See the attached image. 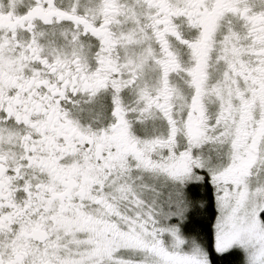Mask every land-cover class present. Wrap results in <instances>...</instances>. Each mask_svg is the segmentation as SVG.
Masks as SVG:
<instances>
[{
  "label": "snow or ice",
  "instance_id": "1",
  "mask_svg": "<svg viewBox=\"0 0 264 264\" xmlns=\"http://www.w3.org/2000/svg\"><path fill=\"white\" fill-rule=\"evenodd\" d=\"M0 264H264V0H0Z\"/></svg>",
  "mask_w": 264,
  "mask_h": 264
}]
</instances>
